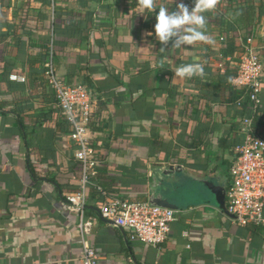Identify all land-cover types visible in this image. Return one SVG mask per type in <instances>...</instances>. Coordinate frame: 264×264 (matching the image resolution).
I'll return each mask as SVG.
<instances>
[{
    "label": "crops",
    "instance_id": "crops-1",
    "mask_svg": "<svg viewBox=\"0 0 264 264\" xmlns=\"http://www.w3.org/2000/svg\"><path fill=\"white\" fill-rule=\"evenodd\" d=\"M181 2L194 8L190 0H156L151 11L133 0H55L52 18L48 0H0V264H81L85 243L97 264H264L263 227L240 226L187 190H198L194 177L229 181L244 114L219 77L235 70L247 38L264 76V9L258 21L253 15L245 25L235 16L234 24L220 0L204 13L210 43L176 49L170 42L161 53L159 6L174 11ZM227 24L236 37L233 53L224 56ZM50 38L58 75L90 88L91 121L102 124L89 129L95 182L113 196L142 202L152 167L182 166L172 187L185 204L174 211L163 244L131 241L125 229L103 222L102 200L91 187L82 213L68 201L79 189L78 163L43 81ZM195 62L204 66L203 77H175L176 67Z\"/></svg>",
    "mask_w": 264,
    "mask_h": 264
},
{
    "label": "built area",
    "instance_id": "built-area-1",
    "mask_svg": "<svg viewBox=\"0 0 264 264\" xmlns=\"http://www.w3.org/2000/svg\"><path fill=\"white\" fill-rule=\"evenodd\" d=\"M53 18L55 0H48ZM138 2V0H135ZM247 38L243 52L238 56L236 73L232 79L235 87H246L248 99L254 112L260 103L263 71L259 57ZM43 60V79L51 90L55 104L64 115L74 149V159L80 163L79 189L68 197V201L81 213L85 208V195L90 179L95 175L98 160L91 145L88 124L93 117L91 91L82 84H66L58 75L54 65L53 38L47 44ZM11 80L21 81L17 76ZM243 140L234 148V159L229 167V181L225 186V208L240 226L253 225L264 228V139L252 132L251 117L242 120ZM102 198L99 214L117 228L129 233V240L153 247L163 244L174 220L175 212L168 208L151 206L147 201L137 202L119 197H110L101 188ZM86 225H80L86 231ZM81 264H97L93 247L83 245Z\"/></svg>",
    "mask_w": 264,
    "mask_h": 264
},
{
    "label": "clouds",
    "instance_id": "clouds-1",
    "mask_svg": "<svg viewBox=\"0 0 264 264\" xmlns=\"http://www.w3.org/2000/svg\"><path fill=\"white\" fill-rule=\"evenodd\" d=\"M219 3L220 0H194L191 11L183 2L176 4L174 11L160 5L155 24L156 38L164 45L160 52L163 53L170 42L172 48L176 49L197 42L210 43L211 38L205 33L207 20L204 13L214 10ZM138 6L151 11L156 8V0H138ZM163 64L164 59L160 61V66L163 67ZM174 73L175 77L181 79L205 75L204 66L198 62L176 67Z\"/></svg>",
    "mask_w": 264,
    "mask_h": 264
},
{
    "label": "trees",
    "instance_id": "trees-1",
    "mask_svg": "<svg viewBox=\"0 0 264 264\" xmlns=\"http://www.w3.org/2000/svg\"><path fill=\"white\" fill-rule=\"evenodd\" d=\"M135 2V0H133ZM192 3H194V0H190ZM222 2H225V12L226 15L228 16V19L232 23H236L237 20L235 19V16H240L242 17L243 22L245 25L250 24L252 21L253 15H255V20L258 21L260 17L262 16V10L264 9V0H222ZM237 25V24H236ZM226 29V34L224 35V38L222 39L225 40V49H222V55H231L234 51V46H233V40L236 37V29L234 25L227 24L225 27ZM246 42V40H245ZM262 46H264V37L262 40ZM47 45L45 46V49L43 50V55L44 57L47 54ZM54 56H55V51H54ZM43 57V59H44ZM238 61V58H237ZM236 61V63H237ZM44 71V69H43ZM236 73V70L233 72H228L224 73L219 77V79L226 84V88L229 89V97L232 95L228 100L229 102H238L239 108L241 110V113L244 114L245 116H250L251 117V128L252 132L260 136L262 139H264V111L261 108V100L260 103L257 105L256 109L254 112L251 111L250 108H252V104L250 103L248 99V89L246 87H235L231 85V81ZM62 79V78H61ZM63 80V79H62ZM44 81V79H43ZM64 81V80H63ZM66 84H69V82L64 81ZM45 83V81H44ZM46 84V83H45ZM88 88L87 86H85ZM90 90V88H88ZM62 115V113H61ZM67 127L68 124L66 122V119L64 115H62ZM102 124L99 123V125L96 126L93 121H90L88 124V128L92 131H97L101 129ZM69 129V128H68ZM76 161V160H75ZM78 165V174H77V180L79 183V176H80V163L77 161ZM97 177V167L95 169V175L90 179V184L88 187H91L94 191L95 194L102 200L101 196L99 195L97 191V187H101L107 195L110 197H116L108 193L99 182H95V178Z\"/></svg>",
    "mask_w": 264,
    "mask_h": 264
},
{
    "label": "water",
    "instance_id": "water-1",
    "mask_svg": "<svg viewBox=\"0 0 264 264\" xmlns=\"http://www.w3.org/2000/svg\"><path fill=\"white\" fill-rule=\"evenodd\" d=\"M180 165H167L152 167L150 170V183L146 192V200L151 206L168 208L173 211L180 210L185 204L183 195H177L172 187V179L175 175L183 174ZM199 185L198 190H189L194 198L201 204L213 205L230 219L235 217L229 214L225 208V185L209 177L192 178ZM105 223L113 225L110 221L103 219Z\"/></svg>",
    "mask_w": 264,
    "mask_h": 264
}]
</instances>
